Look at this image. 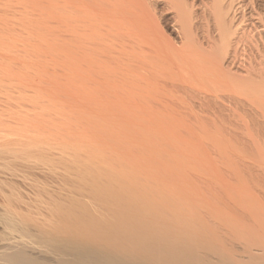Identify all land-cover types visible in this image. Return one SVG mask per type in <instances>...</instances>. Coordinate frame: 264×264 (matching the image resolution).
<instances>
[{
  "label": "bare ground",
  "instance_id": "obj_1",
  "mask_svg": "<svg viewBox=\"0 0 264 264\" xmlns=\"http://www.w3.org/2000/svg\"><path fill=\"white\" fill-rule=\"evenodd\" d=\"M145 3L0 0V264L263 260L264 246L225 261L199 251L195 240L203 219L188 208L203 203L201 191L219 189L243 198L253 191L239 173L233 179L220 175L218 164L203 148L183 147L181 138L176 141L183 146L168 148L170 154L157 145L160 141L149 144L147 136L154 129L146 127L141 134L132 126L135 121L123 118V112L136 114L131 112L129 94L123 102L128 92L122 85L135 84L139 91L130 86L131 91L126 89L130 94L150 95L158 90V80H167L175 70L193 80L218 76L230 84L228 88L232 85L233 109L239 110L244 97L249 123L263 128L264 72L244 71L247 76L242 77L230 71L231 75L230 68L224 70L229 34L221 29L220 13L219 35L206 36L217 59L204 47V37L200 42L192 35L184 7L178 12L185 47L178 49ZM172 79L168 80L175 82ZM182 84L184 91L188 87ZM118 85L125 91L121 98ZM138 95L134 98L146 94ZM218 149L220 155L226 154ZM228 162L223 164L226 169Z\"/></svg>",
  "mask_w": 264,
  "mask_h": 264
},
{
  "label": "rangeland",
  "instance_id": "obj_2",
  "mask_svg": "<svg viewBox=\"0 0 264 264\" xmlns=\"http://www.w3.org/2000/svg\"><path fill=\"white\" fill-rule=\"evenodd\" d=\"M143 1L144 3L146 2L145 5L149 7V9L147 8V10L149 11V13H152L150 14L154 16V19L156 20V22H158L159 28L163 30L164 35L168 37V40H173L175 43L177 42V44H175L174 42L173 43L177 46H175L176 48L179 47L180 49L181 47L182 49L185 47V41L183 40V32L180 27L182 19H180L181 13L178 12L179 9H182L183 7L185 8H183V10L188 13V17L191 22L192 35L195 36V39L198 38L197 41L200 39V42L203 41L204 37L205 39L203 42H206V46L204 45L205 48L208 44L206 41L207 35H209L207 37L212 36L215 38L219 35L217 25L218 20H216V18L220 13L221 16L219 14L218 17H220L221 21L223 22L221 29L228 32L229 34V50H227V53L229 54L225 55L226 58L224 57V61L227 60L226 64L223 63L225 67L224 70L226 68L227 70L230 68V74V71H232L235 74L238 73V76L242 77H244L243 75H245L246 72H249L251 70H253L254 72H249L251 75L252 73L256 74L260 71L264 72V0ZM208 48L209 47H207V51L213 50L212 53L214 55H217L215 54L217 52L215 48L213 49L210 47L209 50ZM218 56L219 55L216 56L217 59ZM262 67L263 70H261ZM175 71V73H180L179 77H181L182 73L177 70ZM244 71L245 73H243ZM175 73H169V76L167 78L178 79V76L175 77ZM170 75H173V77ZM212 76L214 77V75ZM185 77L186 76L182 74V78L180 79H183V81H180V79H178L180 81L179 82L175 79V82L173 81L174 83L171 80L169 81L168 79L167 82V80H164L165 78H162L163 80H160L161 83H159V80L157 82L159 84L156 83L157 86L155 88L158 89V93L157 91L152 89L151 90L154 92L150 91V95L148 94L149 92L140 94L136 91L135 93L137 95L146 94L145 96H140L137 99L134 98V96L137 97V95H135L133 91L136 88L134 86L135 84L132 85L134 86V89L131 88L133 91L132 94L129 93V91H131L129 88L131 84H123L125 85H122L123 88L126 86V89L129 88V91H127L125 88L123 89L128 92L124 94L125 97L127 94H129V96L133 97L134 100H132V98H130L128 95L125 98L123 96V93H125V91H123L122 93V88L118 85V92L120 94L118 95L120 96V98L123 96V102H127L129 100V104L134 107L131 112L133 111V113L136 114L135 117L130 116L132 114L130 112L128 114H126L127 112H123V114L125 113L124 115L129 116H124L123 114L120 115H123L124 119H130L135 121L133 122L134 125L132 124V122L131 124L135 127L133 128L135 130L137 129V131L139 132L143 129L145 130L146 127L147 130L149 128V130H151V128L152 130L154 129V131L151 130L152 132H150L149 135V130L146 131V133H148L145 135H148L147 137H149V139L151 140V142H149V139V141L146 140L147 142H149V144L155 142L154 145L156 146L157 141L163 143L164 139V143H169V145L164 143L161 144L159 142L157 143V145L160 144L158 146H162V148H165L166 152L169 154L171 151H169L168 148L172 150V148H175L174 146L176 144L179 147H182L184 145L183 147L190 148L193 146L198 147L200 149L203 148L202 151H204L205 153L207 152L208 155H210L208 159L212 157L210 160L213 159L214 163L216 161V164L219 165L218 166L215 164L217 168H219L218 171L221 172L220 175L223 174V177L227 179H233L235 175H238L236 173H239L238 176L242 177L243 179L245 178L244 180L249 183L248 185L250 189H252L251 192L253 191L250 195H253V198L251 197L250 199V196L243 198L240 195L228 194L219 189H213L212 192H208L206 191V189L203 190L205 186H201L203 190L201 191V197L203 198L202 200H204L203 203L194 204L192 207L188 208V210L192 212L193 216L199 217L201 220L203 219L201 226H197V231L200 232V236L197 240H195L200 246L199 251L201 253H206L214 258L218 256V259L220 257V260L224 259V261L226 259L229 260V257L233 256L234 254L237 258H241L245 250L249 248L255 249V247H260L261 249L264 246V131L262 130L264 129V127L262 128L260 126H253L251 123H249L250 121L248 117L247 108H244L243 106L245 105L246 101L244 97H240V100H243V102L240 101V104L242 103L243 105L241 104L240 108L238 107V111L240 113L235 108L233 109V107L231 106L233 103L232 100H234V97L233 99H231L233 96V90L231 91L230 89L232 88V85L230 88H228L226 85L230 86V84L224 83L225 81H223L222 78L216 79L218 76H215L213 80V77L209 76V79L208 75H206L201 78L203 80L198 79L201 80V82H204H202L203 84L201 82L199 84L197 79L195 80L194 78L193 80V78ZM184 81H189L190 83L185 82L184 84ZM196 81L198 82V84ZM162 83L166 84V88L163 87L164 85H162ZM181 83H183L182 85H184V87L187 85L188 88H192L193 90L186 88L183 91ZM158 85H161V87H163L164 89L161 90ZM196 85L200 86L197 87ZM225 87L227 88V90ZM136 90L139 91V89L137 88ZM191 91H193L192 94ZM195 91H197V93ZM166 92L169 94H167ZM128 97L129 99L126 101ZM212 98L214 101L212 100ZM130 99L135 102L134 105L133 102L130 101ZM208 103L209 106L211 104L210 107L208 106ZM145 106L149 109L145 108ZM125 125L126 124H124V126ZM216 128L219 130H217ZM143 132L145 133V131ZM172 132H175V137L178 135L180 137L178 136L175 138L171 136L170 134ZM172 135H174V133H172ZM220 135H222V137ZM170 137L172 139H168ZM198 137L201 139V141ZM177 138L182 139H180V141L183 143L182 146H180L181 143L179 141H176ZM213 138L215 142H217V144L214 142ZM173 139L175 140V142L171 141ZM192 142L193 144L191 145ZM197 142L198 144L202 142L201 144H199L201 147L197 145ZM213 143H215L216 145H218L219 143L221 147L220 150L222 149L221 151H224L227 155H220V150ZM227 144H229L232 148L234 147L235 149H231V147L228 148L229 145ZM215 149H218L219 153H217ZM240 153H243V156ZM227 160H229L231 166L229 168L227 167L226 169L224 165L228 166L227 164H225L228 162ZM232 167L233 170H238V172H236L235 170L234 172H230V169ZM195 182L198 183V185L199 182L203 185L204 180H195ZM254 199L256 200V202H254ZM262 259V261H248L246 259H242V263L244 264V262L246 261L245 264H247L248 261V264H264V256Z\"/></svg>",
  "mask_w": 264,
  "mask_h": 264
}]
</instances>
